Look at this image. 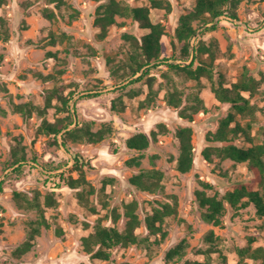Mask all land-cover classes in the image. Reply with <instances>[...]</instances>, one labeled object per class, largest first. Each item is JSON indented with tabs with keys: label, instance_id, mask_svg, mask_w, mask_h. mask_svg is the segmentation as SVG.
<instances>
[{
	"label": "rangeland",
	"instance_id": "rangeland-1",
	"mask_svg": "<svg viewBox=\"0 0 264 264\" xmlns=\"http://www.w3.org/2000/svg\"><path fill=\"white\" fill-rule=\"evenodd\" d=\"M118 1L131 7L148 4L145 0ZM168 1L171 10L152 9L150 19L164 26L162 57L180 63L171 59L181 47L172 44L174 29L194 0ZM100 3L63 0L57 6L49 0H6L0 6V19L8 32L7 40L0 38V263L262 264L249 254L261 249L264 255V218L256 215L253 205L239 211L225 205L220 223L213 225L203 220L195 192L203 189L201 182L210 186L207 193L220 196L240 185L259 190L264 183V176L244 163L220 161L215 156L206 161L201 155L204 147L216 145L207 142L206 136L217 129L230 107L216 99L212 85L222 80L230 87L242 71L253 82L249 91L242 92L250 109L241 122L250 124V136L260 141L264 129V0H242L237 19L221 16L197 30L194 44L215 41L209 74L190 80L162 66L137 82L132 81L141 72L121 80L130 73L127 53L136 49L146 31L130 17L117 16L101 37L94 22ZM45 8L54 13L53 19L43 15ZM212 24L215 28L209 29ZM125 36L134 38L128 41ZM122 85L126 87L120 89ZM53 89L63 96L75 92L73 121L89 125L91 131L109 128L105 138L99 143L68 142L66 150L60 140L56 145L50 136L38 133L43 119L54 122L64 114L56 115L54 107L29 116L13 109V105L27 103L42 108L47 92ZM172 91L178 96V107L167 104L165 97ZM52 104L59 105L55 98ZM195 107H200L196 113ZM184 127L191 129L194 162L188 172L180 173L175 168L179 155L176 131ZM139 132L148 136V148L142 152L128 149L126 139ZM16 145L23 147L25 161L6 167ZM73 154L90 163L82 167L92 188L89 194L63 182L54 184L59 182L58 175L78 176L71 171ZM138 155L139 167L126 165ZM140 171L161 173L160 187L144 191L133 186L129 179ZM128 203L135 205L138 243L111 249L108 260L93 259L83 250L81 239L98 223L124 229V205ZM164 205L173 212L164 218L161 232L150 235L145 217ZM41 216L47 226H39L28 252L15 256V249L27 239L31 227H37L34 223ZM181 242V256L166 260V253Z\"/></svg>",
	"mask_w": 264,
	"mask_h": 264
},
{
	"label": "trees",
	"instance_id": "trees-1",
	"mask_svg": "<svg viewBox=\"0 0 264 264\" xmlns=\"http://www.w3.org/2000/svg\"><path fill=\"white\" fill-rule=\"evenodd\" d=\"M50 2L59 4L63 0H49ZM101 2L95 11V25L100 29V36L107 34L108 29L113 26L116 21L115 17H130L138 26L146 32L137 41V47L133 52H128V67L130 73L127 74L121 82H124L137 73L141 74L132 82H137L149 75L153 69L165 66L168 69L178 71L190 80H199L205 74H209L213 68V60L215 55V45L211 41L205 44L198 40L195 44H191L197 30L214 23L221 16H228L232 19H237L236 10L242 0H194V5L190 11L179 16L177 25L174 29V38L172 44L176 48V44H181L179 54H172L173 61L180 63H169L167 58L162 57L161 37L164 35V26L161 23H153L150 19L152 9L171 10V4L168 0H145L148 4L131 7L126 3L118 0H94ZM6 3V0H0V6ZM43 15L48 19L54 18V13L48 9H43ZM212 24L209 29H214ZM208 29V30H209ZM0 38L8 39V32L2 19H0ZM134 37L125 36V39L133 40ZM189 61V62H188ZM186 62H188L186 64ZM252 79L246 75V71H242L239 79L232 83L230 87L224 86V82L219 80L215 85H212V92L216 99L222 103L230 105L225 116L219 121L217 129L213 133H208L206 141L216 145L206 146L201 150V155L206 161H212V156H215L220 161L229 159L235 163H244L249 170H257L261 178L264 176V129L260 132V141L254 142L250 136L251 125L242 124L241 119L247 111H249V101L242 95V92L251 89ZM126 86L122 85L120 89ZM4 89V88H3ZM76 93L68 92L66 95H60L57 90L53 89L47 92L44 105L42 108L33 104L13 105L15 112L21 113L24 116H29L31 112L37 111L39 114L46 113L48 108L54 107L56 115L64 114L62 118H58L54 122H48L43 119L38 133L45 134L52 138V142L60 145L67 150L68 142H87L99 143L109 133V128H101L97 131H91L89 125H82L79 122L73 121L72 114L74 110V97ZM150 97V92H149ZM90 96H98L97 94ZM56 99L59 105H53L52 99ZM168 105L173 107L179 106V99L175 91L168 92L166 95ZM198 103H201L197 99ZM73 103V104H72ZM112 108L115 109V103L112 102ZM200 107H195L193 112L196 113ZM188 118H191L188 115ZM75 123L74 128L70 126ZM152 136L155 133L151 132ZM191 129L188 127L179 128L176 131L177 145L179 155L175 161V168L180 173L188 172L194 162V148L191 142ZM154 139V138H153ZM237 141H242L239 144ZM149 138L144 133H136L128 137L125 145L130 150L142 152L149 146ZM128 159L125 163L127 166L139 167L140 157ZM12 161L6 163V167H10L20 162L25 161V153L23 147L16 145L12 149ZM73 166L71 171L77 172V177L71 175H58L59 182H55L56 186H60V182L71 189H82L86 194L92 192V188L87 183L82 167L90 166L88 161H84L83 157L78 154L72 155ZM19 170V168L17 169ZM162 174L157 171L144 172L140 171L137 175L132 176L129 182L139 189L144 191L154 190L160 187ZM203 189L195 192L196 202L202 210V218L207 223L218 225L225 212V205L233 211H239L246 208L250 204L253 205L256 215L264 218V183L259 190H249L244 185L235 187L231 191L225 192L223 195L217 193L209 194L205 189H210L207 183L201 182ZM2 187L0 185V192ZM49 199V202L51 199ZM134 203L124 205V215L127 218L125 227L118 230L114 227H106L101 224L94 226L93 232L81 239L83 250L93 259L108 260L110 251L115 247H127L138 243L135 230L139 225L138 218L134 213ZM172 208L169 205H164L162 209H153L150 214L145 217V226L150 235H156L161 232V224L164 218L172 214ZM34 224L37 227H31L28 232L27 239L15 249L14 255L20 257L28 252L35 240V236L39 233V226H47L43 217ZM164 236V233H161ZM209 242L210 239H209ZM183 242L177 244L173 249L166 253V260H171L173 256L180 257L182 254ZM245 250H240L244 254ZM248 252V251H247ZM250 258L261 259L264 264V255L261 254V249L251 251ZM6 264V263H0ZM201 264V263H192Z\"/></svg>",
	"mask_w": 264,
	"mask_h": 264
},
{
	"label": "water",
	"instance_id": "water-1",
	"mask_svg": "<svg viewBox=\"0 0 264 264\" xmlns=\"http://www.w3.org/2000/svg\"><path fill=\"white\" fill-rule=\"evenodd\" d=\"M197 34L193 37L192 41H191V44L194 43V39L196 38Z\"/></svg>",
	"mask_w": 264,
	"mask_h": 264
}]
</instances>
